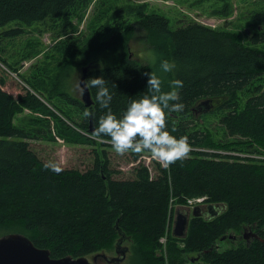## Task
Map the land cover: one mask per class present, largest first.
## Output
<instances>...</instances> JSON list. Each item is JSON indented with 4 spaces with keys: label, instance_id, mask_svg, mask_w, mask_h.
Listing matches in <instances>:
<instances>
[{
    "label": "trees",
    "instance_id": "1",
    "mask_svg": "<svg viewBox=\"0 0 264 264\" xmlns=\"http://www.w3.org/2000/svg\"><path fill=\"white\" fill-rule=\"evenodd\" d=\"M89 2L0 0V25L11 21L30 24L47 16L68 19L76 6ZM144 9V4L122 5L117 14H140L127 21L126 26L114 19L98 28V35L105 34L99 46L116 50L120 59L115 64L92 65L86 79L97 75L107 79L113 92L112 111L122 114L131 99L146 94V73L157 72L149 61L130 56L129 40L140 30L147 34L146 41L149 38L152 42V35L163 36L166 41L153 44L155 47L148 41L159 58L176 62L172 72L162 73V89L169 90L170 81L176 77L184 80L181 99L185 108L167 114L168 130L176 136H187L191 146L218 149L207 132L192 128L193 120L185 117L196 116L194 108L200 100H210L214 108L204 114L215 108L227 109L220 122L228 135L242 139L240 143L249 152L260 153L264 149V82L255 85L244 101L238 99V94H244L254 79L264 76V7L249 15L251 30L243 29L249 44L240 39L238 32L194 19L172 28L167 16L157 12L142 14ZM3 32L17 36L24 28L17 26ZM74 41L81 42L79 37ZM258 43L263 46L258 47ZM72 53L82 55L79 64L90 58L78 44ZM38 77L40 81L35 75L29 80L25 78L27 87L18 97L3 88L0 78V225L20 221L28 231L26 236L56 258L99 252L121 233L134 240L133 264H145L144 258L153 264H164L153 250L167 231L171 202L204 196L205 202L220 203L224 208L213 217L193 216L185 237L180 239L181 246L176 239L169 240V264H183L181 258L189 252L200 254L192 264H264V159L248 158L240 152L191 150L188 157L169 168L158 164L153 176L148 167L138 163L132 178H115L104 148L112 146L110 139L105 137L101 141L90 130L98 126L100 116L107 111L96 101L97 89L89 88L93 102L86 107L64 89L61 75L52 80ZM54 91L60 93L51 94ZM45 101L60 111L62 105L78 109L83 116L82 124H76L83 129L78 130L93 136L85 138L88 143L101 146L84 169L59 167V171H54L46 166L50 164L29 146L28 139L34 136L13 123L14 115L24 109L47 111ZM85 108L92 111V117H84ZM63 123L62 138L66 137V129L82 137L65 120ZM241 226L250 227L258 237L248 244L241 243L242 238L234 248L218 250L216 240L222 243L227 239L221 241V236ZM137 240L140 244L145 241L144 251L142 246L136 249Z\"/></svg>",
    "mask_w": 264,
    "mask_h": 264
},
{
    "label": "rangeland",
    "instance_id": "2",
    "mask_svg": "<svg viewBox=\"0 0 264 264\" xmlns=\"http://www.w3.org/2000/svg\"><path fill=\"white\" fill-rule=\"evenodd\" d=\"M139 5L144 4L145 9L142 14L149 12L162 13L169 19V24L172 28L177 27L180 23H185L190 19H194L203 24L212 27H221L240 34V39L249 44L247 41V32L249 28V15L261 10L264 7V0H90L86 6H76L68 19L62 17L53 18L45 17L40 21H34L30 24L18 23L15 21L0 25V61L1 70L0 78L3 79V88L11 92L15 97L23 94L27 85L25 78L31 79L33 75L43 76V80L54 79L56 75L62 76L64 89L71 94L72 97L81 100V92L78 81L82 75L84 66L91 67L92 65H110L119 61V53L110 50L102 49L98 42L105 38V34L98 35V28L101 25H107L118 19L122 26H126L127 21H133L137 18L139 12L126 14H117V10L122 5ZM23 27L24 32L17 36L6 35L3 31L14 27ZM245 29V30H243ZM111 32V31H110ZM79 37L81 42H75L74 39ZM148 37L143 31L138 33L129 40L130 56L142 62H150V53L154 52L153 44H163L166 38L163 36H153L152 47L146 41ZM151 38V37H150ZM78 44L80 50L89 55V60L84 64H79L77 61L82 59V55L72 53V48ZM258 47L263 44L258 43ZM151 63V62H150ZM159 56L157 64H152L156 67L158 74L162 73L158 69ZM264 76L256 78L244 89V94L239 93L238 99L245 100L253 93L255 85L263 84ZM62 88V87H61ZM60 91H54L51 94H57ZM201 101V100H200ZM200 101L198 103H200ZM55 102L54 100L50 101ZM213 103V101H211ZM211 103V104H212ZM47 111L24 109L20 113H16L13 117V123L18 127H22L34 136L28 139L30 148L38 154L45 162L55 163L60 168H79L84 169L92 163L94 154L99 152L101 146L99 144H90L85 138H91V134L76 124L81 125L80 112L71 106H61L62 111L51 106L47 101L44 104ZM214 106L205 107L203 110L196 112V116L187 115V119L193 120L192 128L207 132L211 141L219 148H204V146H191V150L198 152H222L245 155L248 158L256 160L264 159V149H260V153L249 152L240 142L243 141L238 137L228 135L225 126L220 122V117L227 109L215 108ZM50 111L51 113H48ZM48 120V123L45 122ZM66 121L69 126L82 135L79 136L74 131L66 129V137H63L64 123ZM77 127V128H76ZM61 136V138H60ZM99 141V140H98ZM109 143H111L109 141ZM106 155L109 157L110 166L115 170V178H132L133 170L138 163L144 164L152 173L156 174V166L160 162L153 158L147 150L136 153L128 151L125 153H117L112 146L104 147ZM235 148V149H230ZM95 150V152H94ZM239 150V151H234ZM134 154L136 158H134ZM161 165V164H160ZM209 203L205 202V198L193 200L187 198L184 201L173 200L169 207L167 216V231L163 235L162 240L158 239V245L154 248L153 254L156 257H161L164 264H169L168 258V242L170 239H176L178 245L181 246V237L173 235V229L176 217L179 212L187 215V225L185 235L187 233L188 224L192 219V208L195 204ZM220 204V203H217ZM207 205V204H206ZM224 208V207H223ZM222 208L219 210L221 212ZM250 229L247 226H241L237 230H229L228 232L241 233ZM253 230V229H252ZM11 233L28 234L26 228L23 227L20 221H8L0 225V237ZM185 235L183 237H185ZM108 246L99 250L106 251L109 255L114 253V247L117 239ZM250 241V240H249ZM249 241H241L246 243ZM134 240L131 237H126L122 246H127L126 259L122 264H133L136 259L133 256ZM217 249L220 251L234 248L237 243L232 244L229 240L222 243L217 239ZM222 244V246H221ZM144 251L146 246L145 241L140 244L136 242V249ZM215 247V246H214ZM91 253L87 258L92 260ZM197 253L189 252L181 258L183 264H192L198 259H193ZM194 256V257H193ZM145 264H153L148 258H144ZM186 259V260H183ZM93 264H109L103 260H97Z\"/></svg>",
    "mask_w": 264,
    "mask_h": 264
},
{
    "label": "clouds",
    "instance_id": "3",
    "mask_svg": "<svg viewBox=\"0 0 264 264\" xmlns=\"http://www.w3.org/2000/svg\"><path fill=\"white\" fill-rule=\"evenodd\" d=\"M158 54L150 53L151 64H157ZM176 68L175 60L159 58L158 69L161 73L172 72ZM147 92L143 96L131 99L122 114L112 111L113 92L109 81L102 75L90 77L81 83V94L85 89L96 88V101L102 109L107 111L100 116L98 126L92 134L104 140L109 138L117 153L128 151L142 152L147 150L157 159L163 168L188 157L191 145L187 136L173 135L167 128L166 116L169 112L182 111L185 103L181 99V89L184 80L176 77L170 81L169 90L162 89V76L156 71L146 73ZM84 117H92L91 110L85 108ZM54 171H59L58 165L51 163Z\"/></svg>",
    "mask_w": 264,
    "mask_h": 264
},
{
    "label": "water",
    "instance_id": "4",
    "mask_svg": "<svg viewBox=\"0 0 264 264\" xmlns=\"http://www.w3.org/2000/svg\"><path fill=\"white\" fill-rule=\"evenodd\" d=\"M89 66H84L82 68V75L79 79L81 83L86 80V74L88 71ZM78 81V82H79ZM79 85V83H78ZM81 92V91H80ZM81 101L86 107L92 105V98L90 94V90L85 89L84 93L81 94ZM195 112L200 111L198 107H195ZM93 131L92 128H90ZM208 207L215 213H218L216 210V204L210 203ZM223 208L224 205L221 204ZM200 206H195L192 211L193 216H200L201 212L199 211ZM208 218V217H206ZM187 225V217L184 213L179 212L174 229L173 235L175 236H182L185 233ZM257 236V234H255ZM238 237L231 233H226L221 236L220 240L223 241L224 239L235 240ZM93 257V261L95 262V256ZM0 264H93L88 260L85 256L80 257H71V256H64V257H52L50 256V251L47 248H40L37 247L33 241L28 238L24 234L20 233H11L6 236L0 237Z\"/></svg>",
    "mask_w": 264,
    "mask_h": 264
},
{
    "label": "flooded vegetation",
    "instance_id": "5",
    "mask_svg": "<svg viewBox=\"0 0 264 264\" xmlns=\"http://www.w3.org/2000/svg\"><path fill=\"white\" fill-rule=\"evenodd\" d=\"M206 204H208V203L195 204V205L200 206L199 211L201 212L200 214L202 217H208L210 215V213L215 212V210L213 212ZM193 208H192V210H193ZM220 209H221V205L217 204L216 210L219 211ZM255 233L256 232L254 230L248 229L244 233V241H249V240L251 241L253 238L256 237ZM119 236L120 237L117 239V241L115 243L114 253L112 255H109V253L106 251L98 252L97 255L95 256V260L96 259L97 260L98 259L103 260L104 262L109 263V264H122L124 262V260L126 259V253L128 251V247L126 245L122 246L123 242L126 240V236L124 234H121V233L119 234ZM229 241L232 244L238 243L237 242L238 240H229ZM249 242H247V243H249ZM199 255H198V259H199ZM93 257H94V254L92 255V261H93Z\"/></svg>",
    "mask_w": 264,
    "mask_h": 264
},
{
    "label": "bare ground",
    "instance_id": "6",
    "mask_svg": "<svg viewBox=\"0 0 264 264\" xmlns=\"http://www.w3.org/2000/svg\"><path fill=\"white\" fill-rule=\"evenodd\" d=\"M212 102L210 101V100H201L200 101V103H198L197 104V107H198V109L199 110H203L205 107H211V104ZM201 198H205L204 196H200V197H193V200H198V199H201ZM210 203H208L207 204V206L209 205ZM195 206H199V205H195ZM194 206V207H195ZM193 211V210H192ZM218 213H219V211H218ZM218 213H210V215L208 216V217H213V216H215V215H217ZM185 214V213H184ZM186 215V214H185ZM187 216V215H186ZM252 230V229H251ZM247 230H245V231H243L242 233H240V234H235V233H232V232H230L231 234H233V235H236L238 238L237 239H235V240H239V239H242V238H244V233L246 232ZM255 234H257V233H255ZM256 237H258V236H256ZM193 259H198V255H196Z\"/></svg>",
    "mask_w": 264,
    "mask_h": 264
},
{
    "label": "built area",
    "instance_id": "7",
    "mask_svg": "<svg viewBox=\"0 0 264 264\" xmlns=\"http://www.w3.org/2000/svg\"><path fill=\"white\" fill-rule=\"evenodd\" d=\"M164 239L163 236L160 238V240Z\"/></svg>",
    "mask_w": 264,
    "mask_h": 264
}]
</instances>
